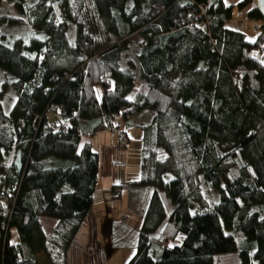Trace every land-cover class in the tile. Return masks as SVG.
<instances>
[{"label": "trees", "instance_id": "trees-1", "mask_svg": "<svg viewBox=\"0 0 264 264\" xmlns=\"http://www.w3.org/2000/svg\"><path fill=\"white\" fill-rule=\"evenodd\" d=\"M3 1L0 81L17 99L7 113L0 93V163L8 164L0 166V264H38L39 253L66 264L97 183L92 138L145 110L154 115L140 128V173L129 186L148 202L125 264H214L233 252L239 264H264V26L255 1L91 0L116 38L102 51L73 17L72 33L55 27L58 0H11L15 15ZM234 5L249 7L253 39L226 25ZM23 25L44 39L2 31ZM201 182L219 193L212 208ZM41 218L57 220L50 235Z\"/></svg>", "mask_w": 264, "mask_h": 264}, {"label": "crops", "instance_id": "crops-1", "mask_svg": "<svg viewBox=\"0 0 264 264\" xmlns=\"http://www.w3.org/2000/svg\"><path fill=\"white\" fill-rule=\"evenodd\" d=\"M6 96L7 92L3 93L1 103L5 112L9 113L15 100L8 103L5 101ZM153 115L151 111H142L135 115L127 126L122 117L117 116L114 119L115 126H118L117 130L100 132L92 138V148L98 154L97 183L91 208L67 251L66 264L109 262L104 257L99 243V221H109L113 225V220L116 219L126 224V229L134 230L138 234L148 195L143 189L132 188L129 185L139 178L140 173V128L146 125ZM119 130L126 131L128 136V144L124 149L118 145ZM114 189L121 191L119 197H113ZM40 223L45 234L50 235L57 225V220L41 218ZM40 254L46 258L44 253ZM40 254L34 255L38 264Z\"/></svg>", "mask_w": 264, "mask_h": 264}, {"label": "rangeland", "instance_id": "rangeland-1", "mask_svg": "<svg viewBox=\"0 0 264 264\" xmlns=\"http://www.w3.org/2000/svg\"><path fill=\"white\" fill-rule=\"evenodd\" d=\"M10 1L11 0H4L2 6L8 8V10H10L11 14L13 15L17 13L19 14L16 4ZM237 1L238 0H226L227 4H234ZM36 2L37 0H23V3L27 5H33ZM248 10L249 7L243 10H238V8L234 5L232 20H230L228 23L226 22V25L228 27L240 30L247 35L249 40H251L255 37L256 31L252 30L253 22L251 24V21L246 19ZM70 17H73V19L83 25L84 32L93 38L98 51H102L112 46V44L116 41L114 36L110 35L104 30L91 0H58L56 6L54 7L51 18L55 27L65 28L66 31L72 33L73 24L70 23ZM2 31L7 34H12V36L15 38H22L26 43H29L30 38L32 37L44 39L42 33L32 30L30 27H28V25H23L22 27L8 26V28L5 26L3 27ZM129 39L131 44L134 46L138 45L142 41L141 36L138 34L130 36ZM131 49L132 48H129V51H131ZM129 55L130 52H127V56ZM5 92H7L5 101L8 103H10L12 100L16 101L17 95L5 84L4 81H0V93L3 95ZM201 189L202 192L207 196V199L210 202V207L212 208V206L219 200L218 191L210 186H207L203 182H201ZM164 203L167 212L169 213L170 202L166 197H164ZM113 221V225L109 221H99V243L101 245V250L104 257L109 261L107 264H124L123 262H127L135 252L137 233L134 230L126 229V224L118 222L116 219ZM9 233L10 243L17 244L20 241L17 230L15 228H11ZM226 233L234 234V232L230 230L226 231ZM237 236L240 237V234H237ZM41 257L39 264H47L46 258H44L42 255ZM213 262L214 264H239L236 252L215 255L213 257Z\"/></svg>", "mask_w": 264, "mask_h": 264}, {"label": "built area", "instance_id": "built-area-1", "mask_svg": "<svg viewBox=\"0 0 264 264\" xmlns=\"http://www.w3.org/2000/svg\"><path fill=\"white\" fill-rule=\"evenodd\" d=\"M200 10H201V13H200V15L198 16L199 18L205 16V6L201 5V6H200ZM252 22H253L252 29H253V30H256L257 27H258V24H257L256 21H252ZM205 29H207V26H205ZM45 126H46V127H47V126H48V127H53V126H52L51 124H49V123H45ZM124 145H125V135L121 134V135L119 136V146L122 147V146H124ZM0 166H3V167L6 169V167L8 166V164H7V163H6V164L0 163ZM119 194H120V191H119V190H116V191H115V196H116V195H119ZM10 197H11V195L8 194V196L5 197V198H7V199H5V200H1V204H2L4 207H6V205H7V200H8ZM122 218H123V217H122Z\"/></svg>", "mask_w": 264, "mask_h": 264}, {"label": "water", "instance_id": "water-1", "mask_svg": "<svg viewBox=\"0 0 264 264\" xmlns=\"http://www.w3.org/2000/svg\"><path fill=\"white\" fill-rule=\"evenodd\" d=\"M254 1L256 4V7L258 8V11L262 18L263 26H264V0H254ZM14 164L19 170L20 169V153L19 152L16 153Z\"/></svg>", "mask_w": 264, "mask_h": 264}]
</instances>
